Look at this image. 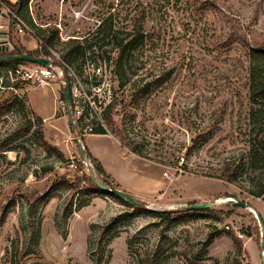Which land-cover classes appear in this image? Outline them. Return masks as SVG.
Segmentation results:
<instances>
[{"label":"rangeland","instance_id":"374dc122","mask_svg":"<svg viewBox=\"0 0 264 264\" xmlns=\"http://www.w3.org/2000/svg\"><path fill=\"white\" fill-rule=\"evenodd\" d=\"M17 1L5 0L12 9ZM109 1L27 0L21 11L35 33L42 30L43 41L53 33L46 46L63 68L61 79L50 83L52 91L32 90L23 109L16 94L0 86V264H262L264 223L262 233L255 213L235 205L233 197L264 221V194L247 191L264 175L255 177L247 168L246 58L249 47H264V0H180L165 22L154 12L144 23L146 66L122 87L106 59L92 60L102 68L94 75L84 66L88 56L73 51L63 58L71 42L91 41ZM8 24L0 18V25ZM6 42L38 50L35 37L19 34L15 26ZM62 80L76 94L70 113ZM142 85L146 93L136 96ZM53 104L55 117L42 120L43 138L63 160L38 143L35 125L24 135L17 131L27 118L39 117L34 109L45 116ZM73 106L82 108L80 117ZM100 128L117 140L121 156L146 163L132 166L134 172L116 168L122 162L118 147L97 135ZM99 162L107 174L98 171ZM89 169L99 183L119 185L126 194L147 185H159L160 191L147 201L132 196L138 201L132 205L99 191ZM205 202L215 204L187 209ZM155 211H168L169 218ZM230 234L241 243L238 257Z\"/></svg>","mask_w":264,"mask_h":264},{"label":"trees","instance_id":"16d2710c","mask_svg":"<svg viewBox=\"0 0 264 264\" xmlns=\"http://www.w3.org/2000/svg\"><path fill=\"white\" fill-rule=\"evenodd\" d=\"M180 0H110L107 4V12L98 19V23L95 29L92 31L91 41L86 38L78 39L68 46L67 52L63 55L66 59L69 55L75 53L77 55H84L88 53V57L92 60H104L108 62L110 72L116 78L119 87L130 79L132 75L137 74L139 69H144L146 66V60L142 59L143 46L147 43V32L144 30V23L148 17L154 12L156 13V19L159 22L163 20L165 22L169 8L177 7ZM27 0H21V3L17 1V5L14 11L23 18L21 13L22 9L26 6ZM119 8V9H117ZM123 11L122 18L120 12ZM125 21V25H119V22ZM31 25V23H29ZM32 26V25H31ZM33 27V26H32ZM37 37L42 38V30L36 28ZM53 33L44 38V45L39 50L34 52H27L19 46H13L9 52L11 54H28L32 56H45L51 57L49 51L45 47L53 38ZM81 43H84L82 45ZM104 47H109L108 50H104ZM52 58V57H51ZM246 58L248 60L247 66V83H248V100L251 107L248 112V120L250 125V138H249V156L247 162V168L252 174L264 175V47L248 48L246 52ZM53 63L58 64L53 58ZM18 64H28L23 60L18 59H5L0 61V86L10 87L8 70L15 67ZM68 94H69V88ZM146 88L142 85L137 89V95H144ZM17 101V106L20 109L25 108V98L14 97ZM62 99L64 100V93H62ZM115 96H111L110 107H115ZM10 104H7L8 108ZM35 125L34 135L38 143L51 153H54L60 160H63L61 152L52 148L43 138L42 125L43 121L39 117L27 118L23 124V127L18 128L19 135L26 134L32 126ZM97 134H105L104 130L100 128ZM258 138H261L259 140ZM196 144V143H194ZM138 152V151H137ZM139 154V152H138ZM142 157L141 154H139ZM98 171L103 173L102 167L98 166ZM227 177H233L230 166L226 170ZM256 189H248V193L254 196H262L264 194V178L257 181ZM107 187L110 185L105 183ZM98 188V186H97ZM99 191H102L98 188ZM104 192V191H102ZM237 205V204H235ZM205 209V208H204ZM162 217L169 218L170 212L168 211H155ZM233 242L236 246V256L241 255V243L232 234ZM251 237L250 234H247ZM210 236L205 242L207 246L211 241ZM27 247V246H26ZM25 247V248H26ZM29 247V246H28ZM17 252V250H16Z\"/></svg>","mask_w":264,"mask_h":264},{"label":"built area","instance_id":"2783aa9c","mask_svg":"<svg viewBox=\"0 0 264 264\" xmlns=\"http://www.w3.org/2000/svg\"><path fill=\"white\" fill-rule=\"evenodd\" d=\"M6 18L7 20H10V24L5 26V32H6V37L7 33L12 30L13 26H15L17 32L19 34H28L30 37H35V39L38 42V50L41 48V46L44 45L43 39L38 38L36 33H35V28H33L31 25L26 23L22 17H20L14 9L8 7L6 5L5 0H0V18ZM1 26V25H0ZM8 43V42H7ZM9 45V43H8ZM47 50L49 51L51 57L58 62V64H54L53 60L51 57H46L52 61L51 65L47 66H40V65H35V64H27V65H16L13 68H10L8 70V77H9V82L11 84L9 89H11L18 98H25L27 97L32 90L38 89V88H49L52 91V86L50 83L54 81L55 79H61V58L53 52L49 47L45 46ZM9 50H12V47L9 45ZM84 55L88 56V53H85ZM45 57V56H42ZM89 58V57H88ZM90 61L92 59L89 58ZM86 62L85 67H89L92 69V73L94 75H99L102 71V68L100 66H97L96 63L92 62ZM61 86L64 88H68L65 80H62L60 82ZM68 91V89H67ZM69 104L66 106L65 100H64V107L66 109V112L70 113L71 111V102H74V98L76 97V94H72L69 91ZM53 97L55 96V93H53ZM93 103V102H92ZM74 108V116L75 117H80L82 114V108H79L78 106H73ZM90 113L91 110L89 109ZM94 112V111H93ZM95 114V112H94ZM71 117V116H70ZM88 130L92 133V127H88ZM167 176V175H165ZM264 198V195L261 197ZM260 255L263 257V251H260Z\"/></svg>","mask_w":264,"mask_h":264},{"label":"water","instance_id":"95a60500","mask_svg":"<svg viewBox=\"0 0 264 264\" xmlns=\"http://www.w3.org/2000/svg\"><path fill=\"white\" fill-rule=\"evenodd\" d=\"M19 3H21V0H18ZM5 26H0V45L3 46V50L4 51H8L9 50V45L8 43L6 42V32H5ZM5 59H18V60H23L29 64H35V65H40V66H47V65H51L52 64V61L46 57H42V56H32V55H28V54H25V53H22V54H11V55H3V56H0V61H3ZM64 100H65V104L66 106H68L69 104V95H68V91H67V88H64ZM69 115V114H68ZM69 120L71 121V117L69 115ZM86 160V158H84V161ZM89 174H90V177H91V180L92 182L98 186V188H100L102 191L104 192H108L109 194L115 196V197H118V198H121L125 201H127L128 203L132 204V205H137L138 204V201L135 200L132 196L122 192L121 190L119 189H111L109 187H107L106 185L104 184H101L99 183L96 178H95V174L93 172L92 169H89ZM233 201L240 205L241 207L243 208H246V209H249V207L244 203V202H241L239 200V198L237 196L233 197ZM215 204V202H205V203H196V204H192V205H189L187 207L188 210H195V209H201V208H208V207H212L213 205ZM255 217L259 223V227H260V231L263 233V222H262V219L259 215V213L257 211H255ZM262 264H264V258L262 259Z\"/></svg>","mask_w":264,"mask_h":264},{"label":"crops","instance_id":"0c3cea01","mask_svg":"<svg viewBox=\"0 0 264 264\" xmlns=\"http://www.w3.org/2000/svg\"><path fill=\"white\" fill-rule=\"evenodd\" d=\"M30 95V94H29ZM55 108H54V104H53V110L51 111V112H49L47 115H45V116H41L40 114H39V112L38 111H36L35 109H34V111H35V113L42 119V120H44V121H47V120H50V119H53L54 117H55ZM97 135H104V136H106V137H108V138H110L111 140H113L115 143H116V145H117V147H118V149H117V152L116 153H118V155H119V158L122 160V162H120L119 164L118 163H114V165H115V167L116 168H118V169H120V170H122V171H125L126 169H131L132 170V172H134V168L132 167V166H135V165H137V163H144L145 161H143V160H141L140 158H137V157H134V156H126L125 158L123 157V156H121V153H120V145H119V143L117 142V140H115L114 138H112L111 136H109V135H107V134H97ZM88 149V148H87ZM91 152H93V151H91ZM94 158H96L94 155H92ZM97 159V158H96ZM124 160L127 162V163H129L130 165H128L127 166V164L126 163H124ZM109 162H110V164H111V166L113 167V165H112V160L111 159H109ZM100 163V162H99ZM146 163V162H145ZM144 163V164H145ZM101 164V163H100ZM103 164V165H102ZM101 164V166H102V168H103V170L106 172V170L108 171V167H106L105 166V164L104 163H102ZM153 165V164H152ZM150 169H148V172L147 173H145V174H150ZM109 172V171H108ZM106 174H107V172H106ZM111 178V177H110ZM117 181H119L118 180V178L117 177H114ZM161 178H162V176H161ZM112 179V178H111ZM113 180V179H112ZM115 184H117V183H115ZM118 185V184H117ZM116 185V186H117ZM119 186V185H118ZM117 186V188L118 189H120V190H122L120 187H118ZM159 185H157V187H155V186H152V185H147L146 186V189H144L143 191H141V192H130V191H128L125 187H124V189H126L127 191H128V194H130L131 196H133V197H135L136 199H138V200H140V201H147V200H149L150 199V197L152 196V195H154V194H157L160 190H159ZM159 190V191H158ZM259 213V212H258ZM259 215H260V213H259ZM262 219V218H261ZM263 223H264V221H263ZM247 240H251V238L250 239H247ZM263 257H264V250H263ZM250 264V263H249Z\"/></svg>","mask_w":264,"mask_h":264},{"label":"flooded vegetation","instance_id":"af4514ba","mask_svg":"<svg viewBox=\"0 0 264 264\" xmlns=\"http://www.w3.org/2000/svg\"><path fill=\"white\" fill-rule=\"evenodd\" d=\"M9 52H10V50H8V51H4V50H3V46L0 45V56H3V55H9Z\"/></svg>","mask_w":264,"mask_h":264},{"label":"bare ground","instance_id":"6f19581e","mask_svg":"<svg viewBox=\"0 0 264 264\" xmlns=\"http://www.w3.org/2000/svg\"><path fill=\"white\" fill-rule=\"evenodd\" d=\"M249 211H251V212L255 213V212L253 211V209H251V208H249Z\"/></svg>","mask_w":264,"mask_h":264}]
</instances>
